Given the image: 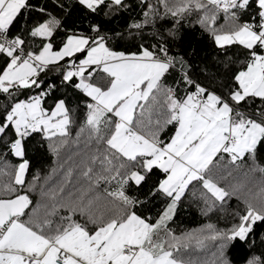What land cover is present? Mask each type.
<instances>
[{"label":"snow or ice","instance_id":"snow-or-ice-1","mask_svg":"<svg viewBox=\"0 0 264 264\" xmlns=\"http://www.w3.org/2000/svg\"><path fill=\"white\" fill-rule=\"evenodd\" d=\"M0 264H264V0H0Z\"/></svg>","mask_w":264,"mask_h":264},{"label":"trees","instance_id":"trees-1","mask_svg":"<svg viewBox=\"0 0 264 264\" xmlns=\"http://www.w3.org/2000/svg\"><path fill=\"white\" fill-rule=\"evenodd\" d=\"M200 223V218L195 211L186 212L178 218V224L187 229L197 227Z\"/></svg>","mask_w":264,"mask_h":264},{"label":"rangeland","instance_id":"rangeland-1","mask_svg":"<svg viewBox=\"0 0 264 264\" xmlns=\"http://www.w3.org/2000/svg\"><path fill=\"white\" fill-rule=\"evenodd\" d=\"M190 255L193 256V257H195V256H197L198 254L195 253V252H192V253H190Z\"/></svg>","mask_w":264,"mask_h":264}]
</instances>
